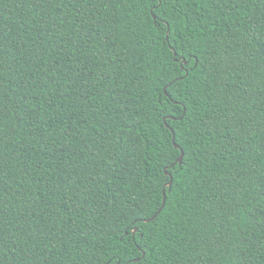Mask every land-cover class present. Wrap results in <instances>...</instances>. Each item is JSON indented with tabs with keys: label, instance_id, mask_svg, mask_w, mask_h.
Masks as SVG:
<instances>
[{
	"label": "trees",
	"instance_id": "1",
	"mask_svg": "<svg viewBox=\"0 0 264 264\" xmlns=\"http://www.w3.org/2000/svg\"><path fill=\"white\" fill-rule=\"evenodd\" d=\"M149 3L0 0V264H264V0Z\"/></svg>",
	"mask_w": 264,
	"mask_h": 264
},
{
	"label": "snow or ice",
	"instance_id": "2",
	"mask_svg": "<svg viewBox=\"0 0 264 264\" xmlns=\"http://www.w3.org/2000/svg\"><path fill=\"white\" fill-rule=\"evenodd\" d=\"M137 3L139 4H148L149 7H151V4L149 3V0H136ZM175 58H176V63L178 65H180V67L176 68V72H177V75L174 76L172 78L171 81H167L166 82V86L164 87V91L167 92L168 91V88L171 87L172 84L174 83H177L179 80L181 79H187L188 75L191 74V71L192 69H188V68H185L184 65L186 63H188V61L185 59V56L182 55L179 51H177L175 53ZM183 68V71H181V69ZM158 101L159 103L156 105V111L160 113V118L161 119H164L165 118V113L163 111H161L160 107H159V104H163L164 103V99L162 96H158ZM173 131H175L173 129ZM173 151L177 157V159L175 161H169L168 163H162V162H159L158 161V164H162V171L159 173L160 176H164L166 175L167 176V180L164 181V183L161 185L162 188H166V187H170L171 183L174 182L176 180V176L173 174L172 172V169H175L176 168V164L177 162L183 164V155H181V153H184L185 155L187 154L186 153V150H185V147H184V143L182 142H176L173 146ZM167 194L165 193L164 197H163V200L164 202H167ZM137 210L140 212L141 215L144 214V207L140 204L137 205ZM134 232L135 231H138V228H137V225H136V222L133 220V221H129V225H128Z\"/></svg>",
	"mask_w": 264,
	"mask_h": 264
},
{
	"label": "water",
	"instance_id": "3",
	"mask_svg": "<svg viewBox=\"0 0 264 264\" xmlns=\"http://www.w3.org/2000/svg\"><path fill=\"white\" fill-rule=\"evenodd\" d=\"M172 131H173V130H172ZM173 142H174V144L176 143V142H175V135H174V137H173ZM181 155H183V158H184V153H181ZM180 164H181V163H180ZM172 183H173V182H172ZM172 183H171L170 187L172 186ZM165 193H166V192L164 191V195H165ZM165 203H166V202L163 201V207H164ZM161 209H162V208H161Z\"/></svg>",
	"mask_w": 264,
	"mask_h": 264
}]
</instances>
